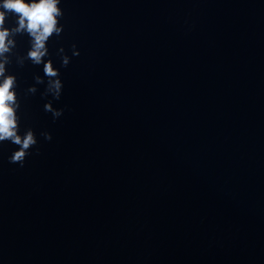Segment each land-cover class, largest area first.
Masks as SVG:
<instances>
[{"label": "water", "instance_id": "95a60500", "mask_svg": "<svg viewBox=\"0 0 264 264\" xmlns=\"http://www.w3.org/2000/svg\"><path fill=\"white\" fill-rule=\"evenodd\" d=\"M60 7V99L26 34L6 65L37 144L0 142V264H264V0Z\"/></svg>", "mask_w": 264, "mask_h": 264}, {"label": "clouds", "instance_id": "9594fccd", "mask_svg": "<svg viewBox=\"0 0 264 264\" xmlns=\"http://www.w3.org/2000/svg\"><path fill=\"white\" fill-rule=\"evenodd\" d=\"M61 0H0V142H10L18 146L9 157V162L24 166V161L30 155V149L37 144L35 133L28 129L23 135L20 134V98L16 92V76L7 74L6 65L11 63L10 55L16 47L15 37L26 34L30 40V48L25 56H17V63L23 67L25 61L33 65L43 64L44 76L34 77L35 84H45L46 87L42 97L52 96L59 100L63 91V82L60 79L59 69L54 67L49 56L47 43L53 36H60L63 32V25L60 20L64 16L60 7ZM9 16L15 17L13 27L6 26ZM61 57V66L67 67L70 57L65 54L63 47L57 50ZM80 53L76 45H72V55ZM37 92L35 85L27 89V94L34 95ZM44 110L52 114L53 119L63 115V109H56L49 101L44 105ZM45 140H51L48 132H42ZM37 154H39L37 152Z\"/></svg>", "mask_w": 264, "mask_h": 264}]
</instances>
